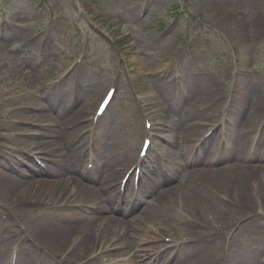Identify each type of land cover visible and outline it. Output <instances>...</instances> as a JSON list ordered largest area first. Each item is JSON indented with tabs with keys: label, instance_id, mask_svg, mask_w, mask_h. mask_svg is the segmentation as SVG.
I'll return each mask as SVG.
<instances>
[{
	"label": "rangeland",
	"instance_id": "374dc122",
	"mask_svg": "<svg viewBox=\"0 0 264 264\" xmlns=\"http://www.w3.org/2000/svg\"><path fill=\"white\" fill-rule=\"evenodd\" d=\"M214 6L222 7L225 13L232 11L242 19L240 37L234 36L226 26L213 19L216 10L211 7ZM174 65L180 74L201 73L218 85L224 84L222 94L227 102L230 100L229 88L240 77L257 81L258 92L264 96V0H0L1 146L12 142L13 137L18 135L15 130L19 126L38 134L44 130L40 128L41 122L50 124L38 118L41 113H33L29 109L37 102L34 100L36 90L44 96L52 91V95L55 94L62 102L57 110L69 102L72 91L76 94L77 88L87 92L96 91L97 95L90 106L92 113L106 89L114 85L115 96L98 130V137L104 148L103 126H106L117 139L123 138L128 144L134 142L135 150L143 135L135 136L133 131L146 129V119L138 109L139 97L149 92L150 79H157L156 76L172 70ZM138 78L146 81V91H141L143 85ZM23 109L29 110L30 116L18 114L23 113ZM156 109L164 110L160 104ZM81 117V114H75L72 120ZM202 122L195 120V125L199 124L201 130L196 135L204 130L200 125ZM160 128L153 136V142L158 147L169 138L166 128ZM27 137L22 136L31 148L40 139ZM3 158L11 165L7 172L11 177H20V171L30 166L21 153L13 157L6 154L0 158L1 162ZM175 161L181 162L179 157ZM181 176L179 173L178 179L168 186L171 196L183 190L181 185L190 184L191 176L187 180ZM256 179L259 183L254 181L245 185L248 194L258 204L255 212L250 214L254 217L250 220L249 228L243 229L240 240L244 241L238 247L227 248L230 245L228 238L236 229V224L229 222L230 219L226 222H229V230L225 233H221L224 230L219 231L216 242L211 241L210 235L197 237L202 239L199 242L203 244L217 245V241L223 244L227 257H240L244 252L255 254L253 261L242 260V264H252L255 260L264 263V248H258L255 243L256 246L247 249L248 238L252 236L248 231L254 234L253 237L264 239V177ZM102 180L111 182L110 178L104 177ZM68 185L72 187L73 180H69ZM70 190L63 192L62 199ZM32 192L36 195L34 198L46 201L36 209L33 207L35 212L28 215L32 218L30 221L17 212L4 213L0 217V237L6 243L13 244L22 236L31 237V233H26L31 226L48 228L52 223L56 226L60 210H47L45 203L50 201L44 199L43 195L39 196L41 191ZM228 196L230 198L226 195L219 198L227 203L230 213L231 209L238 208V203L231 195ZM49 204L52 205V202ZM172 204L161 203L160 206L172 213L168 209ZM210 213L208 210L207 214ZM185 215L180 217L183 219ZM180 217L174 223H166L163 227L166 230L155 222L146 223L145 233L152 237H158L156 233H161L165 239L175 238V241L180 237L188 240L189 237L181 229ZM212 219V223L217 221L215 216ZM24 224L26 227L22 230ZM218 225L221 228L223 223L220 221ZM172 227L174 230L168 229ZM147 236L140 237L143 240L137 242V249H147ZM73 247H76L75 243ZM51 253L56 256V253ZM84 254L85 259L73 258L64 264H88L87 259L95 254V250ZM129 256H124V259ZM57 257L63 261L62 256ZM48 260L53 264L51 258ZM131 264L135 262L131 261Z\"/></svg>",
	"mask_w": 264,
	"mask_h": 264
},
{
	"label": "bare ground",
	"instance_id": "6f19581e",
	"mask_svg": "<svg viewBox=\"0 0 264 264\" xmlns=\"http://www.w3.org/2000/svg\"><path fill=\"white\" fill-rule=\"evenodd\" d=\"M211 8L216 10L213 14L214 20L226 26L234 36H241L243 25L240 17L235 16L232 11L225 13L222 7ZM102 33L105 34L103 31ZM133 58L136 60L135 57ZM156 78L149 80V92L142 93L139 97L138 109L143 117L153 121L151 130L166 128L169 135L168 141H171L174 146L165 148V153L172 159L181 157V162L177 166L185 169L184 172L186 170L190 172V184H183V190H178L171 196L167 187L170 183L167 181L173 178L164 179L158 184L157 175L160 174V170L151 166L140 182L143 193L137 203L116 206L118 194L112 187L124 166L132 159V144L125 143L123 138L117 139L111 134L109 128L104 127V148L101 146L102 141L98 142V139H94L91 154L86 152L84 156L91 158L94 164L93 173L87 169H81L80 154L86 150L91 136L83 132L84 127L72 125V116L81 114V118L88 117L91 113L92 100L97 92L90 90L87 92L79 88L73 100L69 97L67 107L52 111V115L48 113L39 115V119L50 121L52 128L42 131L36 148L34 146L30 149L28 142L22 136H28V139L36 137L20 126L16 128L15 132H18V135L13 137L12 142L3 146L0 143V146L6 149L5 152L0 151V154H7L10 157L16 153H32L34 150H39L47 166L43 169L36 165L35 171L37 173L47 171L46 174H48L45 175L48 178L46 180L38 179L41 175L34 178L35 173L32 171V174L30 169L25 168L20 171V177H11L7 175L11 165L7 164L6 158H3L2 162L0 159V217L4 213L17 212L30 221L32 218L28 215L35 212L40 203L46 201L36 199L38 197L34 198L36 195L32 192L33 190L41 191L42 194H38L39 196L43 195L44 199L52 202L53 207H58L63 202L61 196L63 192L74 189L70 204L93 206L91 215L72 216L71 208L65 210L66 214L62 215L61 221L67 217L68 221L59 227L54 226L53 223L48 228L29 227L31 230L28 229L26 233H31V237L22 236V239L31 242V246L28 245L31 252L23 250L25 244L23 240H20L19 258L16 264H25L31 256H35L33 251L40 250L42 247L62 256L64 261L83 258L85 252H92L94 248L107 246L109 243L111 246L117 245L122 248L118 255L127 254L140 237L147 236L144 224L155 222L161 229L166 230L163 228L164 225L168 222L174 223L182 214L186 215L183 219L179 218L180 221L182 220L181 229L189 239H182L177 244L178 250L175 253L166 251L156 258L152 256L148 258L147 255L148 260L144 259L146 252L136 254V257L142 261L140 264H242V260H254L255 254L247 252L240 257H227L223 244L220 245L218 241V246L215 245L216 243L203 244L199 242L202 239L197 237L210 235L211 241L213 239L216 242L219 231L224 230L221 233H225L229 230L227 225L232 221L236 224V229L228 238L230 245L227 248L238 247L244 241L240 240L243 229L250 225V220L254 217L250 214L255 212L258 203L253 201L245 185L253 184L254 181L259 183L256 178L264 177V159L261 157L264 155V96L258 92L257 81L245 77L235 78L236 80L232 78L235 82L229 88L230 103H227L222 94L225 85H218L206 78L204 74H180L174 65L172 70L169 69L168 72L161 73ZM138 81L143 85L141 91H146L144 86L146 81L143 78H138ZM158 104L164 110L156 109ZM22 112L18 114L30 116L29 110L23 109ZM197 119L203 121L200 124L201 127L210 130L203 136L202 141L198 138L199 135H196L201 131L199 124L195 125ZM57 125L60 128H57ZM144 132L145 130L141 128L133 131L135 136ZM0 138H3L1 134ZM72 141L75 142L74 147L70 146ZM196 141L197 143L201 141L196 147L197 151L194 145ZM222 143L226 146L217 156L216 145ZM252 145L255 147L252 150L254 152L251 151ZM251 153H256V156L248 159L249 163H247V159L244 158ZM178 168L177 173H173L172 177L179 173ZM104 177L112 178V183L105 185L102 180ZM69 180H73L72 187L68 185ZM259 186L263 188L260 184ZM225 195L227 198L231 195L238 203V208L231 209L230 213H228L227 203L219 198ZM262 199L264 200V197ZM142 202H145L144 206ZM161 203H174L172 206L177 208V212L164 211L160 206ZM62 207L64 209V205ZM133 210H136L135 215L129 217ZM208 210L211 211L210 214H207ZM27 211H29L28 214ZM96 212L102 214H96ZM212 214L217 219L214 222L217 224L212 223L214 220ZM210 215L211 218H209ZM228 219L230 220L226 224ZM102 220L106 222L99 227ZM220 221L223 223L221 228L218 225ZM188 222L190 223L187 224ZM25 227L24 224L22 230ZM168 229L174 230L173 227ZM97 231V241H95ZM248 233L252 236L248 238L247 249L256 244L258 248H264V239L253 237L254 234L250 231ZM74 243L76 247H73ZM160 246L163 245L159 244L155 248ZM6 250H9V247L2 244L0 264H7ZM45 253L48 254L47 251L40 254L44 260L47 256ZM252 264L264 263L255 260Z\"/></svg>",
	"mask_w": 264,
	"mask_h": 264
},
{
	"label": "snow or ice",
	"instance_id": "6c2138e0",
	"mask_svg": "<svg viewBox=\"0 0 264 264\" xmlns=\"http://www.w3.org/2000/svg\"><path fill=\"white\" fill-rule=\"evenodd\" d=\"M107 103H108V100L105 99L104 100V103H102V104L99 105L100 109L103 110Z\"/></svg>",
	"mask_w": 264,
	"mask_h": 264
}]
</instances>
